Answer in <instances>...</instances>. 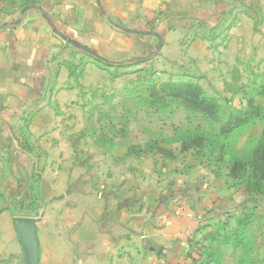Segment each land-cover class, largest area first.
Wrapping results in <instances>:
<instances>
[{
    "label": "crops",
    "instance_id": "0c3cea01",
    "mask_svg": "<svg viewBox=\"0 0 264 264\" xmlns=\"http://www.w3.org/2000/svg\"><path fill=\"white\" fill-rule=\"evenodd\" d=\"M126 29L156 32L163 44ZM248 38L264 58V0H0V213L4 224L13 218L4 178L19 166L37 186L38 264H241L261 256L244 248L251 218L239 225L247 214L228 176L187 166L194 149L182 152L175 128L158 124L164 114L136 97L151 79L220 76ZM151 142L174 156L146 150ZM134 146L142 151L129 153ZM225 220L226 231L242 229L241 245L205 238ZM17 245L7 251H22Z\"/></svg>",
    "mask_w": 264,
    "mask_h": 264
},
{
    "label": "rangeland",
    "instance_id": "374dc122",
    "mask_svg": "<svg viewBox=\"0 0 264 264\" xmlns=\"http://www.w3.org/2000/svg\"><path fill=\"white\" fill-rule=\"evenodd\" d=\"M236 2L241 3L243 6L247 5V0H236ZM246 12L251 15L253 20L256 19V12L253 10ZM241 45H243V50H240V55L235 66L232 68L227 66L222 67V76L220 75L215 78L212 76H185L178 79L199 82L204 87L207 94L216 97L220 101L224 107V116L228 111L245 109L250 98L254 99L255 105L260 106L262 113H264V94L259 93V91H264V58H258L259 51L256 38H248V42H244L240 44V46ZM131 94H134V92H131ZM134 96L135 95H132L131 97L134 98ZM150 114L148 117L154 118L155 114ZM188 114L186 109L182 107L170 113L169 119H166V116H168L166 114H157L159 120L158 124H161L163 120H165L167 122L164 124V127L189 128L191 130L194 129L196 125H200L201 129L206 133L205 136L212 142L209 144L210 146L206 145L205 147H201V149L187 152L184 156V162L187 166H192V163H196L195 166H197V170L204 168L209 171L213 169L218 171L215 172V174H219L216 178L220 181H225V176H228V166L229 161L233 158L232 156H244L253 150L259 142L264 124V118H255L244 127L236 129L229 135L224 136V134L219 133V124H209L207 121L201 119H196V121H193L191 124L186 118ZM134 126L138 129L140 123L135 122ZM221 146L224 147L223 150H221ZM221 151H223L222 154L220 153ZM219 156H222V158L220 159ZM18 168L19 170L15 168V173L18 174L20 172V174H15L16 177L12 175L9 180L8 177L4 178L6 195L7 191L10 193V197L8 198V200H10L9 205L14 206V209L12 211L13 218L8 220V224H4L5 219L1 217L0 213V264H23V260L25 261L24 264H38L40 251L38 250L37 241H35L34 244V254L31 255L23 234L19 229L20 219H29L32 223L34 235L36 233L37 221L39 218L34 217V209L37 203L33 200L35 194H37V186L33 181L31 182L29 177L26 178L24 170H21L19 166ZM236 179L237 180L234 181L228 178V183L233 184L239 193L240 208L238 212L240 216L248 213L253 215L248 223L249 236L245 242L244 248H248V246L252 247L250 254L257 251L261 255L255 258L249 255V257H245L241 260V264H264V195L261 192L260 194L256 192L247 193L246 188H244L245 182L243 178ZM27 192L31 195V201L28 204H25L24 201L20 203L21 199L27 195ZM18 206L20 209H18ZM203 219L205 220V218ZM10 228L14 229L10 230ZM10 231L14 237L13 243H18L22 251H7L10 248L9 244H13L9 241ZM246 254L247 253L243 251V255L245 256Z\"/></svg>",
    "mask_w": 264,
    "mask_h": 264
},
{
    "label": "trees",
    "instance_id": "16d2710c",
    "mask_svg": "<svg viewBox=\"0 0 264 264\" xmlns=\"http://www.w3.org/2000/svg\"><path fill=\"white\" fill-rule=\"evenodd\" d=\"M105 64L113 66L109 63ZM136 91L138 93L136 97L139 102L151 109V111L160 114H170L182 107L189 113L186 118L191 124L196 119L205 120L209 124H219V133L224 134V136L244 127L255 118H264L261 107L255 105L253 98L248 100V105L245 109L228 111L224 116V107L220 101L216 97L207 94L199 82L192 80L159 82L151 79ZM259 93L264 94V91H259ZM175 131L174 139L181 143L182 152L191 149H201V147H205L212 142L205 136L206 133L201 129L200 125H196L192 130L177 127ZM223 148L221 146V150ZM135 149L142 151L141 147L134 146L129 153H132ZM146 150H154L168 157L174 156L172 151L166 150L154 142L147 144ZM220 153L222 154L223 151ZM222 156H219L220 159ZM232 157L228 166V178L234 181L237 180L236 178H243L247 193L256 192L260 194L261 192L264 195V124L259 142L253 150L244 156ZM251 217L252 215L248 213L243 219L239 220V225L244 227ZM227 223L226 220L222 222L217 232L207 233L205 238L211 241L219 240L225 243L241 245L244 240L242 229L236 228L226 231ZM207 227L208 224H203L199 230L204 231ZM194 244L198 245L199 248L201 247L197 242H194Z\"/></svg>",
    "mask_w": 264,
    "mask_h": 264
},
{
    "label": "water",
    "instance_id": "95a60500",
    "mask_svg": "<svg viewBox=\"0 0 264 264\" xmlns=\"http://www.w3.org/2000/svg\"><path fill=\"white\" fill-rule=\"evenodd\" d=\"M27 10V8H24L23 10V14L25 13V11ZM20 20H18L16 23H19ZM127 32H132V33H142V34H154L156 35L158 38H159V44H158V48H160L163 44V37L156 33V32H153V31H138V30H133V29H126ZM59 34L63 37H65L66 39H69L67 36H65L64 34H61L59 32ZM73 44H75L77 47L81 48L82 50H84L85 52H87L88 54H90L91 56L97 58L98 60L100 61H103V62H106V63H109L111 62L108 58L102 56L101 54L97 53L95 50L87 47L86 45L84 44H81L79 42H77L76 40H72V39H69ZM138 59H144L143 58H138ZM19 229L20 231L22 232L23 234V237L26 241V244H27V247H28V250H29V253L31 255L34 254V244H35V235H34V230L32 228V223L29 219H20L19 221Z\"/></svg>",
    "mask_w": 264,
    "mask_h": 264
},
{
    "label": "built area",
    "instance_id": "2783aa9c",
    "mask_svg": "<svg viewBox=\"0 0 264 264\" xmlns=\"http://www.w3.org/2000/svg\"><path fill=\"white\" fill-rule=\"evenodd\" d=\"M181 212V210H177V213H180Z\"/></svg>",
    "mask_w": 264,
    "mask_h": 264
}]
</instances>
